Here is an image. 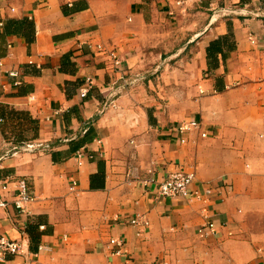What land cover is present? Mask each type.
I'll list each match as a JSON object with an SVG mask.
<instances>
[{
    "label": "crops",
    "instance_id": "crops-1",
    "mask_svg": "<svg viewBox=\"0 0 264 264\" xmlns=\"http://www.w3.org/2000/svg\"><path fill=\"white\" fill-rule=\"evenodd\" d=\"M169 21L194 57L166 113L131 74ZM0 119V237L21 244L0 264H264V0H0ZM177 170L201 199L159 194Z\"/></svg>",
    "mask_w": 264,
    "mask_h": 264
},
{
    "label": "built area",
    "instance_id": "built-area-1",
    "mask_svg": "<svg viewBox=\"0 0 264 264\" xmlns=\"http://www.w3.org/2000/svg\"><path fill=\"white\" fill-rule=\"evenodd\" d=\"M101 50H104L102 46H99ZM109 55L112 59V64L115 69V71L122 73L123 67H122V61L118 57V55L111 51L109 52ZM124 74H121L120 78H123ZM94 80L91 77H88L87 83L85 87L82 89L80 95L81 97H85L87 95V92L89 88L93 86ZM105 93V103L104 106L113 104L114 96L115 94L111 91L109 92L108 89L104 90ZM1 120V119H0ZM199 123H196L195 121H186L183 123H180L176 130L185 133L188 132L192 127L197 126ZM206 134L203 133V136ZM17 148V147H15ZM24 151H34L38 148H43L41 143H35V142H27L22 146ZM80 164L82 162V153H78ZM196 180V174L195 172H187L183 170H177L172 173H170L165 179L162 181H159L158 183V192L163 197H178L183 199H190V198H202V193L199 189H194L193 184ZM74 187H76L77 182H73ZM17 192L14 195L13 203L15 207L21 212L25 213L27 211V205L31 203L35 197L32 194V191L29 187V184L26 179H19L17 181ZM1 206H6L7 202L2 201L0 203ZM129 223L133 226H137L140 228L139 234L142 233L143 228L148 226L149 222L144 219L141 216H136L130 219ZM214 228V223L207 222L204 225H202L199 228V231L202 234H205L207 229L212 230ZM109 244L114 247V251L112 254L117 255H123L125 254V241L121 237L112 236L109 239ZM43 249V247H41ZM21 250V244L18 241L10 240L4 236L0 237V251L3 253H10V254H19Z\"/></svg>",
    "mask_w": 264,
    "mask_h": 264
},
{
    "label": "rangeland",
    "instance_id": "rangeland-1",
    "mask_svg": "<svg viewBox=\"0 0 264 264\" xmlns=\"http://www.w3.org/2000/svg\"><path fill=\"white\" fill-rule=\"evenodd\" d=\"M192 20V22L195 23L194 26L200 28L203 26V22L206 21V18L201 16L199 18L195 17ZM184 26H186V23L180 26L178 23H171V21H169L168 24L165 25L162 47L156 44L154 48L143 51V61L134 66L136 71L131 74L133 76L139 74L143 75L142 84L144 88H148L153 92L156 90L162 92L163 98L158 95V100L155 102L154 97L156 94H153L151 101L153 106L156 103H160L166 113L169 112L170 108L175 109L178 107L181 98L178 99L175 90H180V94L183 93L181 86L183 87L185 83L182 82V79L183 76L189 72L188 69H190L191 66V60L188 58L194 57L193 52L189 49H183V44L189 39L187 33H174L179 27L181 29ZM177 86H179L180 89ZM177 110L180 111L178 108ZM176 115L181 116L180 113ZM167 116H169V114Z\"/></svg>",
    "mask_w": 264,
    "mask_h": 264
}]
</instances>
